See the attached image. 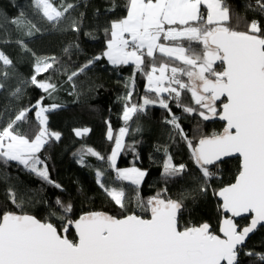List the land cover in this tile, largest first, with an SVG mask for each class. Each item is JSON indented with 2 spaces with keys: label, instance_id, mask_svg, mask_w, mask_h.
I'll return each instance as SVG.
<instances>
[{
  "label": "snow or ice",
  "instance_id": "1",
  "mask_svg": "<svg viewBox=\"0 0 264 264\" xmlns=\"http://www.w3.org/2000/svg\"><path fill=\"white\" fill-rule=\"evenodd\" d=\"M36 3L43 7L49 20L57 22L74 7L67 4L62 10H56L48 0H36ZM256 4L264 13V0H256ZM202 6L207 9L206 16ZM230 20L231 12L225 0H128L127 15L112 21L110 28L105 29L109 36L105 50L68 74L67 80L75 89V77L96 61L106 59L114 67L133 64L134 74L141 72L147 79L146 92L156 94L155 97L145 95L140 104L133 103L135 84L134 79L129 78L132 83L126 84L129 91L124 97L121 117L125 126L114 137L111 124L106 121V138L114 142L111 154L105 158L92 148L85 152L101 161L107 159L117 179L136 186V207L145 215L130 210L124 190L106 184L104 172L97 170V184L120 209V215L87 211L76 216L73 204L60 197L48 204L45 219L22 210L0 209V264H240L242 252L258 256L264 264V254L244 252L250 234L264 227V23L252 20L245 31H239L230 26ZM12 23L18 24L19 20L14 19ZM70 28L79 33V22L73 20ZM20 43L26 48L23 41ZM194 43L202 50H194ZM65 52L69 53L70 48ZM146 58H150V70L145 68ZM55 63L58 61L54 57L36 59L33 75L24 85L34 86L47 95L17 110L0 128V161H16L45 183L63 191L62 185L50 178L47 165L36 156L50 140L61 138L59 132L48 128L46 115L60 106L44 104L57 85L51 83L50 78L38 79ZM12 65L13 61L0 51V91L6 87L7 69ZM182 92H189L198 107L184 104ZM23 94L21 86L10 93L16 100ZM172 101L184 113L196 114L204 121L212 118L225 121L223 132L201 135L193 143L184 132L180 117L172 112ZM157 104L170 117L164 121L171 127L170 139L175 141L179 136L190 150L199 171L197 194L211 192L219 200L221 212L227 214L219 227L221 235L207 222L181 227L184 200L195 199L191 193L172 199L165 189L144 200L139 196V186L147 171L116 167L122 150L135 153L134 145L124 142L129 132L127 122L133 114L144 112L146 106ZM30 112L35 113L38 122V130L32 138L22 134L19 128ZM73 131L81 137L90 129ZM165 155L162 178L168 181L183 177L187 166L175 164L166 149ZM233 156L240 161L235 181L219 189L213 188L212 181L217 177L213 168H219L224 158ZM78 162L84 163L83 155ZM8 198L17 209H22V203L11 188ZM245 215L249 223L241 227L235 218ZM53 217L59 224L52 221ZM71 231H74L73 239L69 238Z\"/></svg>",
  "mask_w": 264,
  "mask_h": 264
},
{
  "label": "trees",
  "instance_id": "2",
  "mask_svg": "<svg viewBox=\"0 0 264 264\" xmlns=\"http://www.w3.org/2000/svg\"><path fill=\"white\" fill-rule=\"evenodd\" d=\"M56 10H62L67 4L74 7L57 20H49L34 7V0H0V51L7 55L13 65L9 67L8 79L4 81L5 89L0 91V128L10 117L22 107L31 103L46 93L31 85H24L33 75L37 58H55L58 63L39 78H50L57 85L52 97L45 99L44 104H56L60 107L46 113L48 128L59 132V141L54 139L45 144L36 153L48 168L50 178L63 187V191L42 181L34 173L26 170L23 165L14 161H0V209L24 211L39 219L48 217V204H53L56 197L74 206V215L87 211H101L110 215H120L110 198L97 184L96 171L104 172V182L110 186H118L125 192L129 209L140 215H145L136 207L135 187L131 183L117 179L116 172L109 167L107 159L101 161L97 157L85 154L87 148H92L107 158L114 147V142L106 138L110 122L114 137L119 129L125 126L122 120L125 100L134 79L132 102L142 103V97H155V93L146 92L147 79L141 72H135L132 65L118 67L110 66L105 59L96 61L90 68L75 77V89L68 82L67 76L72 71L83 66L88 60L100 55L106 48L109 36L105 29L110 28L112 21L122 19L127 14L128 0H49ZM231 12L230 26L239 31H245L252 20L264 23V13L258 10L256 0H225ZM23 14V15H21ZM19 20L13 24L12 20ZM79 22L80 32H73L71 22ZM34 26V27H33ZM21 41L26 48L21 45ZM187 43V42H185ZM78 45V47H77ZM70 48L66 53L65 49ZM196 51L201 46L193 44ZM157 55H159L157 53ZM217 66H219L217 64ZM146 70H150V58L145 60ZM186 80V77H183ZM17 86L24 88V94L16 100L10 93ZM71 93V94H70ZM162 95L167 96V93ZM184 104L198 107L194 104L189 92H182ZM220 102H217L219 105ZM172 112L180 117V124L193 143L201 135L211 136L221 134L224 125L212 118L202 120L198 115L184 113L177 108L175 101L170 103ZM170 118L165 109L159 105H148L144 112L133 114L127 122L129 132L125 144L134 145L135 153L124 149L118 157L116 167H135L140 153L147 151L145 170L147 175L139 186V196L146 200L165 189L166 195L172 199H180L183 193H191L195 199H185L184 209L180 213V225L199 226L205 222L212 226L217 234L219 222L224 218L219 202L209 192L207 195L197 194L199 187V171L190 155L187 144L180 140L170 139L171 127L164 121ZM20 132L29 138L35 136L38 122L34 112L28 114L26 122L19 125ZM88 128L90 131L77 137L74 129ZM165 149L177 165L187 166L183 177L165 181L162 176V165L166 159ZM83 155L84 163L78 162ZM138 157V158H137ZM217 177L212 181L213 188L219 189L232 183L239 171V160L229 159L222 162L219 168H213ZM15 191L17 200L22 203V209H17L8 198V189ZM45 201L48 203L46 204ZM54 223L59 224L55 218ZM249 218H243L237 223L243 227ZM74 238V231L69 233ZM264 254V228H260L245 244L244 252ZM240 264H261L258 256H247L243 252L239 257Z\"/></svg>",
  "mask_w": 264,
  "mask_h": 264
},
{
  "label": "rangeland",
  "instance_id": "3",
  "mask_svg": "<svg viewBox=\"0 0 264 264\" xmlns=\"http://www.w3.org/2000/svg\"><path fill=\"white\" fill-rule=\"evenodd\" d=\"M48 3L50 4L49 0H48ZM34 7L37 9V11H39V12H41V13L44 14V12H43V7H42V6L38 7V6H37V3H36V0H34ZM155 75H159V73L157 72ZM168 75H170V72L168 73ZM186 80H187V78H186ZM166 81H167V79L165 80V82H166ZM146 85H147V84H146ZM125 137H126V136H125ZM125 137H124V141H125ZM120 153H121V152H120ZM120 153H119L118 157L120 156ZM118 157H117V160H118ZM146 157H147V151H146V150H143V151L140 153V156H139V158H138V161H137L135 167L140 168L141 170H145V159H146ZM117 160H116V164H117ZM14 162H16V161H14ZM17 163H18V162H17ZM122 169H128V168H122ZM114 171H115V170H114ZM124 181H127V180H124ZM127 182L130 183V181H127Z\"/></svg>",
  "mask_w": 264,
  "mask_h": 264
},
{
  "label": "water",
  "instance_id": "4",
  "mask_svg": "<svg viewBox=\"0 0 264 264\" xmlns=\"http://www.w3.org/2000/svg\"><path fill=\"white\" fill-rule=\"evenodd\" d=\"M219 102V101H218ZM215 120L216 121H218V122H220L221 124H223L224 125V127H225V121H221V120H219L218 118H215ZM229 159H238L239 160V157H237V156H233V157H226V158H224V161H226V160H229ZM223 161V162H224ZM239 165H240V161H239ZM234 181H235V179H234ZM233 181V182H234ZM232 182V183H233ZM217 199V198H216ZM217 201L219 202V200L217 199ZM220 203V202H219ZM225 215H227V214H225ZM243 218H249L247 215H245V216H242V217H237V218H235V220H236V222L238 221V220H240V219H243ZM222 221V220H221ZM221 221L219 222V225H218V233H217V235H221V233L219 232V227H220V224H221ZM249 223V222H248ZM260 228H264V227H258L257 228V230L255 231V232H253L252 234H250V236H249V238L246 240V242H245V244L248 242V240L260 229Z\"/></svg>",
  "mask_w": 264,
  "mask_h": 264
},
{
  "label": "crops",
  "instance_id": "5",
  "mask_svg": "<svg viewBox=\"0 0 264 264\" xmlns=\"http://www.w3.org/2000/svg\"><path fill=\"white\" fill-rule=\"evenodd\" d=\"M202 11L205 13V16H206V14H207V9L206 8H204L203 6H202ZM127 15V14H126ZM129 39H130V37H128ZM106 60V59H105ZM107 61V60H106ZM107 63L110 65V66H112L108 61H107ZM128 65H132V66H134L133 64H131V63H129ZM112 67H114V66H112ZM167 75H168V73L166 74V77H165V80L167 79ZM158 76V75H157ZM147 84V83H146Z\"/></svg>",
  "mask_w": 264,
  "mask_h": 264
}]
</instances>
